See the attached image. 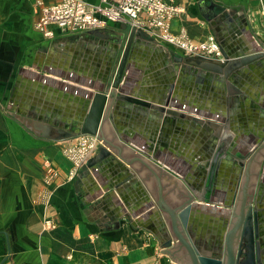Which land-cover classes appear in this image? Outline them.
<instances>
[{
	"label": "crops",
	"instance_id": "0c3cea01",
	"mask_svg": "<svg viewBox=\"0 0 264 264\" xmlns=\"http://www.w3.org/2000/svg\"><path fill=\"white\" fill-rule=\"evenodd\" d=\"M38 1L60 0H0V264H179L162 253L175 238L134 168L103 142L71 179L63 149L81 135L90 85H108L129 47L123 83L150 106L117 101L108 119L119 141L198 203L234 209L264 143V57L242 62L264 51V0H168L184 8L172 32L213 35L227 61L185 55L150 29L128 45L126 23L109 27L123 33L121 45L48 37L36 28ZM250 204L264 258V160Z\"/></svg>",
	"mask_w": 264,
	"mask_h": 264
},
{
	"label": "water",
	"instance_id": "95a60500",
	"mask_svg": "<svg viewBox=\"0 0 264 264\" xmlns=\"http://www.w3.org/2000/svg\"><path fill=\"white\" fill-rule=\"evenodd\" d=\"M128 27L125 24L121 29L127 31ZM137 30L135 26L132 27L128 45ZM87 34L118 45L124 41L123 33L117 35L111 28L89 30ZM128 50L129 47L108 85L104 77L101 84L90 85L87 91L88 113L82 127L75 129V134L98 135L140 174L161 207L175 238V246L162 251L173 261L179 264H264L258 242V213L253 205H249L264 160V143L247 162L234 209L198 203L180 180L120 142L108 119L119 100L150 106L129 93L128 82L123 83ZM263 57L264 51L258 50L242 59V62L249 63ZM228 59L224 52L223 61ZM168 99L162 108L169 105L170 97ZM104 153H107L106 150Z\"/></svg>",
	"mask_w": 264,
	"mask_h": 264
},
{
	"label": "built area",
	"instance_id": "2783aa9c",
	"mask_svg": "<svg viewBox=\"0 0 264 264\" xmlns=\"http://www.w3.org/2000/svg\"><path fill=\"white\" fill-rule=\"evenodd\" d=\"M38 6L41 12L36 28L48 37H54L56 30L77 35L89 30L106 29L114 23H126L137 29H150L155 38L175 46L185 55L224 60V51L213 35L207 40L195 41L185 30L179 34L172 32L171 22L184 8L168 0H99L98 3L60 0L50 6L38 1ZM102 144L98 135L81 134L63 149L64 155L73 163L71 179ZM47 175L48 181L57 175L52 166L48 167Z\"/></svg>",
	"mask_w": 264,
	"mask_h": 264
},
{
	"label": "flooded vegetation",
	"instance_id": "af4514ba",
	"mask_svg": "<svg viewBox=\"0 0 264 264\" xmlns=\"http://www.w3.org/2000/svg\"><path fill=\"white\" fill-rule=\"evenodd\" d=\"M96 38V37H95Z\"/></svg>",
	"mask_w": 264,
	"mask_h": 264
}]
</instances>
